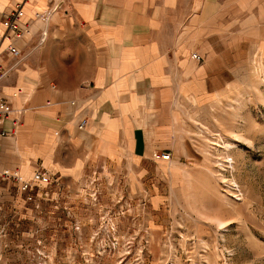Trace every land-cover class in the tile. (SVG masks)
I'll use <instances>...</instances> for the list:
<instances>
[{
	"label": "crops",
	"instance_id": "0c3cea01",
	"mask_svg": "<svg viewBox=\"0 0 264 264\" xmlns=\"http://www.w3.org/2000/svg\"><path fill=\"white\" fill-rule=\"evenodd\" d=\"M20 2L0 0V34ZM17 24L20 55L1 46L13 113L0 120V176L21 183L39 163L62 168L71 144L110 159L166 151L187 172L204 162L187 130L204 98L237 63L264 60V0H25Z\"/></svg>",
	"mask_w": 264,
	"mask_h": 264
},
{
	"label": "rangeland",
	"instance_id": "374dc122",
	"mask_svg": "<svg viewBox=\"0 0 264 264\" xmlns=\"http://www.w3.org/2000/svg\"><path fill=\"white\" fill-rule=\"evenodd\" d=\"M230 78L187 126L204 154L187 172L71 144L57 151L62 168L39 163L47 183L33 174L23 190L1 175L0 264H264V60L253 53ZM195 208L232 223L216 230Z\"/></svg>",
	"mask_w": 264,
	"mask_h": 264
},
{
	"label": "built area",
	"instance_id": "2783aa9c",
	"mask_svg": "<svg viewBox=\"0 0 264 264\" xmlns=\"http://www.w3.org/2000/svg\"><path fill=\"white\" fill-rule=\"evenodd\" d=\"M25 0H21V2L17 5L16 10L11 14L10 19L8 20L7 29L5 32L0 34V55L2 53L1 46L4 41V39H9V43L6 47V50L9 51L14 57H18L20 55V50L15 46L14 40L20 38L22 36V32L18 27L17 20L22 15V5ZM9 69L3 64V62L0 59V81L7 75ZM13 113V108L11 104L5 100L0 98V120L3 119H9ZM13 121L16 123L17 120L13 119ZM87 119H82L80 121L79 127L83 128L86 125ZM171 157V154L166 151H155L152 154L153 160L157 161H167ZM7 175V174H6ZM8 176V175H7ZM34 180L41 181V182H49L50 181V175L47 171H36L34 173ZM19 179V178H17ZM22 189L28 190L32 189V185L30 182L23 181L22 182Z\"/></svg>",
	"mask_w": 264,
	"mask_h": 264
},
{
	"label": "bare ground",
	"instance_id": "6f19581e",
	"mask_svg": "<svg viewBox=\"0 0 264 264\" xmlns=\"http://www.w3.org/2000/svg\"><path fill=\"white\" fill-rule=\"evenodd\" d=\"M256 86V85H255ZM254 86V87H255ZM258 92H260L258 90ZM259 97L261 98V100L264 102V94L262 92L259 93ZM229 134H230V139L232 141H245L247 140L246 137H244V135L242 134L243 132L241 131H237V130H229ZM225 142V141H224ZM234 142H231V141H226L225 142V148L229 151V149L233 146ZM235 147V146H233ZM228 158V162L232 165L233 164V159L231 158V156L229 157V155L227 156ZM227 162V161H226ZM228 163V164H229ZM232 183V182H231ZM235 182H233L231 185H229L230 187L232 186H235ZM237 185V184H236ZM233 193V192H232ZM234 195V194H233ZM239 198V197H237ZM193 199V198H192ZM191 199V203L193 205H195V203H197V201H195V199L192 200ZM200 204V203H198ZM203 209V208H202ZM206 210V209H205ZM202 211L201 209L199 208H195V211L196 213H198L199 215H201V217H203L205 220H207L209 223H212L214 224L216 230H226V228L232 223V220L231 219H225L221 216V214H209V212L207 211ZM210 211V210H209ZM211 212V211H210ZM221 213V212H220ZM222 232V231H221Z\"/></svg>",
	"mask_w": 264,
	"mask_h": 264
}]
</instances>
